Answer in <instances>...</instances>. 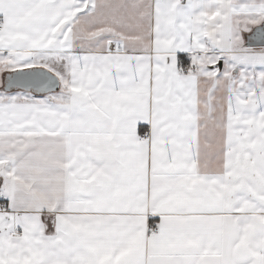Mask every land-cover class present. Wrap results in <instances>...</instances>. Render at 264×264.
Masks as SVG:
<instances>
[{
	"label": "snow or ice",
	"instance_id": "1",
	"mask_svg": "<svg viewBox=\"0 0 264 264\" xmlns=\"http://www.w3.org/2000/svg\"><path fill=\"white\" fill-rule=\"evenodd\" d=\"M0 264H264V0H0Z\"/></svg>",
	"mask_w": 264,
	"mask_h": 264
}]
</instances>
